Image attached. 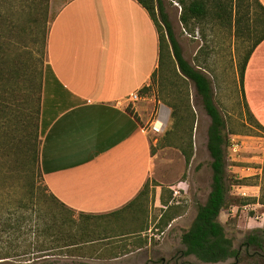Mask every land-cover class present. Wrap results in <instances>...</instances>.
Returning a JSON list of instances; mask_svg holds the SVG:
<instances>
[{
	"label": "rangeland",
	"instance_id": "obj_1",
	"mask_svg": "<svg viewBox=\"0 0 264 264\" xmlns=\"http://www.w3.org/2000/svg\"><path fill=\"white\" fill-rule=\"evenodd\" d=\"M69 1L32 0V6L23 12L24 8L20 3L14 1L11 3V0L9 3H4L0 0L3 11L6 10V6L11 7L10 19L7 22L11 20L18 25L17 31L15 29L13 35L9 34L5 39L12 44V55L15 59L13 71L16 70L13 74L15 76L12 80L14 84L12 90L5 91L3 95L0 93V114L3 112V116L8 114V117H11L6 132L13 128L14 122L23 123V127L18 130L22 135V130L28 127L29 117L36 119L35 105L39 97L38 124L41 144L56 112L62 107L60 103L54 106L44 104V78L50 76V71L47 69V37L54 17ZM166 9L176 36L184 49V57L192 64H195L196 59L206 63L208 70L203 72L213 80L215 103L227 122L225 131L229 142L226 150L227 175L231 192L228 206L221 213L219 221L224 226L227 236L233 240L234 249L240 251V258L238 260L232 258L216 264H264V251L244 246L249 236L258 235L255 233L256 230L264 231V227L251 220L262 215L264 205L259 204L258 208H254L258 204L241 205L244 198H251L242 195L244 192L250 193L249 187L258 188V198L264 195V130L249 114L239 80L240 67L248 51L255 41L264 35V13L255 3H252L249 14L242 10V14L245 13L247 16H242L244 21L237 28L235 25L237 13L234 7L230 5L226 7V16L223 14L225 18L222 20L216 18L212 8L207 19L186 29L180 22L181 7L175 1L166 0ZM43 10H47V18L36 30L37 25L33 24L34 18L39 20ZM173 74L172 72L159 74L155 82L150 83L148 91L142 94L147 97V100L127 105L129 111L134 112L140 109L150 121L159 108V104L168 109L169 119L165 133L158 137L149 133L153 143L152 152L155 163V177L151 183L157 186L153 194L149 196V205L146 204L145 208L148 212L145 216L150 225V230L146 234L148 245L116 259H111L106 253L99 252L69 257L58 252L40 260H34L35 256H26L19 259L0 260V264H210L203 263L194 256L183 257L182 251L185 247L181 242L182 234L195 220L198 206L206 202L211 190L212 160L207 151L210 118L199 100L195 98L193 84L183 82ZM162 76L164 78H161ZM166 77H172L176 79V82L174 79L172 82L166 81ZM51 83L53 84L52 80ZM165 99L170 103L182 101L187 103L189 100L194 113L193 157L189 166H186L180 151L178 137L172 132L169 133L171 109L165 104ZM5 105L8 108L7 113L3 108ZM6 124V121L1 120V127H5ZM11 126L12 128L9 129ZM16 132L13 131L8 139L13 142L12 144L15 142L13 138L16 139ZM6 147L9 146L6 145ZM233 147H236L237 151H234ZM40 149L41 146H39ZM1 163H5L9 178L7 182H4L0 173V187H2L0 208L11 203L17 206L20 201L24 202L28 198L27 179L14 169L17 164L13 157H7ZM157 190L161 193L165 191V199L169 201V205H175L174 213L177 214L164 231H161L159 222L167 207L163 206L160 198L156 196ZM171 194L172 198L169 199ZM72 217L79 218L77 214ZM30 223L31 221H26L24 226ZM104 244L95 249L111 248L110 245L105 247ZM29 249L25 247L23 252H28Z\"/></svg>",
	"mask_w": 264,
	"mask_h": 264
},
{
	"label": "trees",
	"instance_id": "obj_2",
	"mask_svg": "<svg viewBox=\"0 0 264 264\" xmlns=\"http://www.w3.org/2000/svg\"><path fill=\"white\" fill-rule=\"evenodd\" d=\"M2 1L9 3V0ZM13 1L23 6V12L30 8L33 3L32 0H11V3ZM136 1L148 13L158 34V68L152 75L151 83L155 82L158 75H163L164 72H172L183 82L192 83L195 88V98L199 100L206 115L210 118L207 131V151L212 160L210 164L212 171L211 190L206 202L198 206L191 227L181 236V242L185 247L182 256H194L199 261L210 264L226 262L232 258L238 260L240 251L234 249L233 240L227 236L224 226L219 221L221 213L228 206L231 192V187L228 185L226 152L229 142L225 134L227 122L215 103L213 80L203 72V70H208V67L205 62H200L198 59H196L195 64H192L184 57V49L176 36L166 9V0ZM172 1H175L181 7L180 22L186 29L194 27L197 22L207 19L212 8L215 11L216 18L222 20L226 16V7L229 5L234 7L235 13H237V20H235L237 28L244 21L242 16H247L245 13L242 14V10L249 14L252 3H255L264 13V8L259 0ZM5 8L6 10L3 11V6L0 5V93L2 95L5 91L12 90L14 85L12 80L15 76L13 74L16 70L13 71L15 59L12 55V44L5 39L9 34L13 35L15 29L16 31L18 29V25H15L14 21L7 22L10 19L11 7L8 5ZM40 17L39 20L34 18L33 24L37 25L36 30L46 20L47 10H43ZM37 34H39V31H37ZM263 40L264 35L255 41L241 64L239 80L243 97L247 63L253 51ZM47 69L50 71V76L44 78V104L48 106L49 104L51 106L58 103L62 104L58 94H52L57 89L52 88L50 82L51 80H57L48 65ZM173 79L172 77L165 78L166 81L172 82L175 80L176 82V79ZM148 87L141 89L140 93L147 92ZM2 99L5 101L4 97ZM164 101L171 109V129L169 133L172 132L174 136L178 137L180 151L184 156L186 166H189L193 157L194 113L189 100L187 103L183 101L170 103L166 99ZM39 102L40 98L38 97L36 100L37 105H35L36 119L29 117L28 127L22 130V135L21 131L18 130L23 127V123L14 122L13 128L11 126L9 129H12L6 132L11 117H8V114L3 116V112L0 114V116L2 115L0 122L4 120L7 123L5 127L0 125V145L4 144V146H0V162H3L7 157L15 159L19 167L16 166L14 169L19 175L27 179L26 192L28 193V198L24 202L23 200L20 201L17 206L11 203L4 208H0V260L19 259L26 256H35L34 260H40L53 256L58 252L67 257L99 252L106 253L111 259H116L146 247L148 245L146 234L150 230V225L147 216H145L148 213L145 208L146 204L149 205V196L153 194V187L157 185L148 181L135 200L122 209L108 214L93 215L71 210L51 193L44 179L41 166V149L39 150V146L42 148L39 140ZM68 106L58 107L54 119ZM245 106L251 115L246 102ZM3 108L5 112L8 109L6 105ZM251 117L254 119L252 115ZM257 124L264 130L258 122ZM13 131H17L16 139L13 138L15 140L14 144L8 141ZM5 144L9 147L7 148ZM4 164H0V173L3 181L7 182L9 174H7V168ZM1 189L2 187H0ZM164 192L163 190L160 201L167 209L160 218L161 231H164L177 216L174 213L175 205H169ZM170 196L169 199L172 198V194ZM244 199L241 202L242 206L249 204L264 205V195H261L260 198ZM76 214L79 218L73 219L72 216ZM26 221H31V223L25 227L24 223ZM126 221L129 223L126 224ZM255 233L258 235L249 236L244 246L264 251V231L256 230ZM102 244L105 247L110 245L111 248L95 249L101 247ZM25 247L30 248L28 252H23Z\"/></svg>",
	"mask_w": 264,
	"mask_h": 264
},
{
	"label": "crops",
	"instance_id": "obj_3",
	"mask_svg": "<svg viewBox=\"0 0 264 264\" xmlns=\"http://www.w3.org/2000/svg\"><path fill=\"white\" fill-rule=\"evenodd\" d=\"M47 38V65L57 80L50 82L57 89L52 94L69 106L43 138L45 182L76 212L120 210L155 177L153 143L144 130L150 120L127 105L158 68L156 27L136 0H70ZM243 88L251 115L264 128V40L247 63ZM249 191L241 193L259 197L258 188ZM155 194L159 199L162 193Z\"/></svg>",
	"mask_w": 264,
	"mask_h": 264
},
{
	"label": "built area",
	"instance_id": "obj_4",
	"mask_svg": "<svg viewBox=\"0 0 264 264\" xmlns=\"http://www.w3.org/2000/svg\"><path fill=\"white\" fill-rule=\"evenodd\" d=\"M144 100H147V97L143 96L140 92H137L129 96L128 103H137V102L144 101ZM168 119H169V116H168L167 107L159 104V108L153 114L152 120L149 122V124L144 130L147 133H151L157 137L162 136L166 131ZM233 150L237 151V148L233 147ZM258 206L260 205L258 204ZM260 216L254 219H251V220L255 221L257 224L264 227V212Z\"/></svg>",
	"mask_w": 264,
	"mask_h": 264
}]
</instances>
